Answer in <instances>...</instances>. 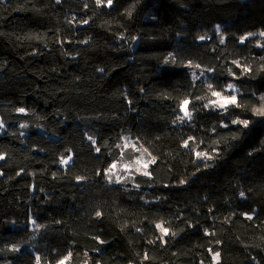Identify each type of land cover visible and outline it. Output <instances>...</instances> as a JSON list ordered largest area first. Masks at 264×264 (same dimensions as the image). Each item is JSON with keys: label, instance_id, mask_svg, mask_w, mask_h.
Here are the masks:
<instances>
[{"label": "trees", "instance_id": "obj_1", "mask_svg": "<svg viewBox=\"0 0 264 264\" xmlns=\"http://www.w3.org/2000/svg\"><path fill=\"white\" fill-rule=\"evenodd\" d=\"M262 33L264 0H0V264H264Z\"/></svg>", "mask_w": 264, "mask_h": 264}, {"label": "rangeland", "instance_id": "obj_2", "mask_svg": "<svg viewBox=\"0 0 264 264\" xmlns=\"http://www.w3.org/2000/svg\"><path fill=\"white\" fill-rule=\"evenodd\" d=\"M221 97H229V96L221 95ZM129 98H130L129 96H126V99L129 100ZM128 100H126V102ZM216 100H218V97L214 96L212 101H216ZM212 105L219 107L217 104H212ZM124 150L125 152L123 154V158L110 165V169H111V171H109L110 178L116 180L117 182L125 181L129 178H133L138 173L146 172L149 165L153 162V159L149 156L147 151L142 146H140L134 139L130 137H126L124 139ZM138 161L139 163H137ZM70 162L71 160L69 161V163ZM146 163L148 164V167L144 168L143 165ZM112 165H116V167L112 168Z\"/></svg>", "mask_w": 264, "mask_h": 264}, {"label": "snow or ice", "instance_id": "obj_3", "mask_svg": "<svg viewBox=\"0 0 264 264\" xmlns=\"http://www.w3.org/2000/svg\"><path fill=\"white\" fill-rule=\"evenodd\" d=\"M102 2H103V0H97V3L98 4H100ZM111 5H112V0H107V6L110 7ZM85 23H87V21H85ZM262 35H264V33H262ZM213 95H215L216 97H218V100L211 101L210 103L217 104L221 108H226L228 105H230V104H236V102H237L235 96H232L230 98L229 97H221V94L219 92H214ZM188 104H189V101L188 100H184L183 101L182 110L184 112V116L180 118L181 120H183L185 117L188 118V119H191V112L188 111ZM19 111L23 112L24 109H19ZM260 114L261 115H264V111H262ZM244 123L246 124V122H244ZM0 126H2V125H0ZM185 146H187V142H185ZM97 151H99V149H97ZM197 155L199 156V155H202V154L201 153H197ZM0 159H3V157H0ZM71 159H72V157L69 156L67 159H63L61 162L63 164H68ZM153 160H154V158H153ZM137 163H139V161ZM115 167H116V165H112V168H115ZM143 167L144 168H147L148 167V164L147 163L144 164ZM109 171H111V169ZM144 174L145 175H148L147 172H145ZM97 214L99 215V213H97ZM157 227L160 228L161 232L164 233V235H167L168 234V229L167 228H164L161 225H157ZM216 255H217V257L219 256L218 253ZM60 264H65V262L64 261H61Z\"/></svg>", "mask_w": 264, "mask_h": 264}]
</instances>
